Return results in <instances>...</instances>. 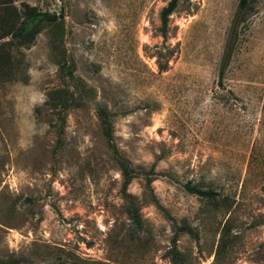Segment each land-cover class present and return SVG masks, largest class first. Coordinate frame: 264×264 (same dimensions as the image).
<instances>
[{
    "label": "rangeland",
    "instance_id": "1",
    "mask_svg": "<svg viewBox=\"0 0 264 264\" xmlns=\"http://www.w3.org/2000/svg\"><path fill=\"white\" fill-rule=\"evenodd\" d=\"M170 1L0 0V264H264V0Z\"/></svg>",
    "mask_w": 264,
    "mask_h": 264
},
{
    "label": "trees",
    "instance_id": "2",
    "mask_svg": "<svg viewBox=\"0 0 264 264\" xmlns=\"http://www.w3.org/2000/svg\"><path fill=\"white\" fill-rule=\"evenodd\" d=\"M251 0H240L239 11H245ZM178 4V0H171L169 4L162 10L160 14L161 20V31L162 35L165 36L166 29L169 22L170 15L174 12ZM57 18L50 15L49 13L41 12L35 8H30L25 6L21 14V21L17 26L12 28L11 31L7 33L6 36H10L11 40L18 47H27L33 44L36 40V37L43 31L44 28L48 26H54L56 24ZM3 37H0L2 39ZM65 106L64 108H66ZM98 118L102 128V133L106 139L108 146L110 147L113 157L116 160L117 164L122 173L123 177V186H122V195L128 201L129 213L131 219L136 226H140V216L138 210L133 202L132 197L127 193L128 186L131 181L137 176L134 170L130 167L127 161H125L119 154L113 138V127L111 123V114L105 109H99ZM64 123V118L62 117V125ZM60 136L63 134V127L61 126ZM61 139L58 140V146L61 145ZM147 183L150 184V176L146 177ZM189 193L196 194L198 196L206 198H214L216 195L212 191H204L200 189H195L190 186L185 187ZM179 231L177 230L173 238V245H176L177 236Z\"/></svg>",
    "mask_w": 264,
    "mask_h": 264
}]
</instances>
